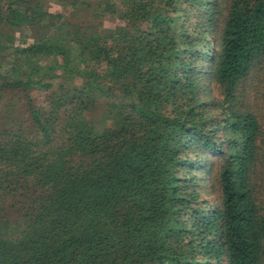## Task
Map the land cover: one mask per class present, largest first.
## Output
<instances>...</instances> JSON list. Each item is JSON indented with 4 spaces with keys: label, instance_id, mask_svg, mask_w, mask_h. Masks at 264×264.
<instances>
[{
    "label": "trees",
    "instance_id": "16d2710c",
    "mask_svg": "<svg viewBox=\"0 0 264 264\" xmlns=\"http://www.w3.org/2000/svg\"><path fill=\"white\" fill-rule=\"evenodd\" d=\"M54 1L0 0V264H264V0Z\"/></svg>",
    "mask_w": 264,
    "mask_h": 264
},
{
    "label": "rangeland",
    "instance_id": "374dc122",
    "mask_svg": "<svg viewBox=\"0 0 264 264\" xmlns=\"http://www.w3.org/2000/svg\"><path fill=\"white\" fill-rule=\"evenodd\" d=\"M48 9L51 12H59L60 6L54 1L49 0ZM122 22L116 17V15H105L103 17V25L107 28H113ZM27 30L23 31V34H28ZM263 67V66H262ZM262 67H258L256 70L252 71L248 79L245 82L244 88L241 93L243 94V100L248 104L252 105L253 109L261 116L264 124V71ZM79 80V79H78ZM43 93L40 91L35 94V98L38 102L44 103L41 99ZM97 112H95L96 115ZM262 136L264 137V129ZM264 176V172H260L258 179ZM10 220L13 218L11 212L7 216Z\"/></svg>",
    "mask_w": 264,
    "mask_h": 264
}]
</instances>
